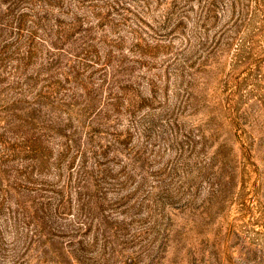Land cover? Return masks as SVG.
Returning a JSON list of instances; mask_svg holds the SVG:
<instances>
[{
	"label": "rangeland",
	"instance_id": "374dc122",
	"mask_svg": "<svg viewBox=\"0 0 264 264\" xmlns=\"http://www.w3.org/2000/svg\"><path fill=\"white\" fill-rule=\"evenodd\" d=\"M2 1L0 264H264V0Z\"/></svg>",
	"mask_w": 264,
	"mask_h": 264
},
{
	"label": "trees",
	"instance_id": "16d2710c",
	"mask_svg": "<svg viewBox=\"0 0 264 264\" xmlns=\"http://www.w3.org/2000/svg\"><path fill=\"white\" fill-rule=\"evenodd\" d=\"M2 2H7V0H3ZM87 174V173H86ZM86 174H84V177H85V175ZM83 177V178H84ZM83 178H81L80 180H76L75 181V183H74V185H76L77 186V194H78V199H79V201H81V200H85V198L87 197L88 198V193H86V192H89V183H88V178L86 177V180L85 179H83ZM71 181L73 182V179L71 178ZM86 193V194H85ZM84 195L86 196V197H84ZM88 202H91V198L87 201V203ZM87 203H84V206H86V204Z\"/></svg>",
	"mask_w": 264,
	"mask_h": 264
}]
</instances>
